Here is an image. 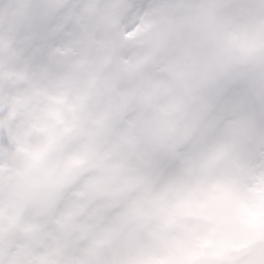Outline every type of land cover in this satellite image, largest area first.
Masks as SVG:
<instances>
[{"label": "clouds", "instance_id": "1", "mask_svg": "<svg viewBox=\"0 0 264 264\" xmlns=\"http://www.w3.org/2000/svg\"><path fill=\"white\" fill-rule=\"evenodd\" d=\"M0 264H264V0H0Z\"/></svg>", "mask_w": 264, "mask_h": 264}]
</instances>
